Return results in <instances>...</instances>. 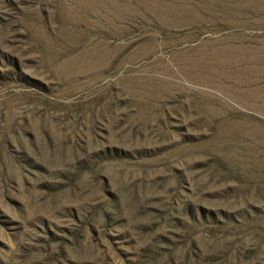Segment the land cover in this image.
<instances>
[{"label":"rangeland","instance_id":"374dc122","mask_svg":"<svg viewBox=\"0 0 264 264\" xmlns=\"http://www.w3.org/2000/svg\"><path fill=\"white\" fill-rule=\"evenodd\" d=\"M0 264H264V0H0Z\"/></svg>","mask_w":264,"mask_h":264}]
</instances>
